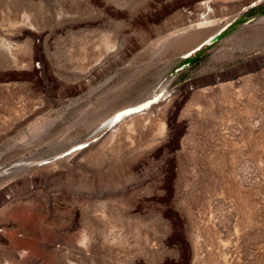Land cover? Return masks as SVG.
I'll list each match as a JSON object with an SVG mask.
<instances>
[{
    "label": "rangeland",
    "instance_id": "374dc122",
    "mask_svg": "<svg viewBox=\"0 0 264 264\" xmlns=\"http://www.w3.org/2000/svg\"><path fill=\"white\" fill-rule=\"evenodd\" d=\"M0 264H264V0H0Z\"/></svg>",
    "mask_w": 264,
    "mask_h": 264
},
{
    "label": "bare ground",
    "instance_id": "6f19581e",
    "mask_svg": "<svg viewBox=\"0 0 264 264\" xmlns=\"http://www.w3.org/2000/svg\"><path fill=\"white\" fill-rule=\"evenodd\" d=\"M229 25V23L224 27V28H226L227 26ZM223 28V29H224ZM219 32H222V31H219ZM218 33V32H217ZM215 35V34H214ZM213 35H210L209 37H207L202 43H200L198 46H196L195 48H197V47H199V46H201L202 44V46H204V44H208V41L210 40V38L212 37ZM194 48V49H195ZM194 49H193V51H194ZM193 51L192 52H190L189 54H191V53H193ZM158 99V98H157ZM154 100L153 102L152 101H147V102H145V103H142V104H140V105H138V106H136V107H133V108H131L130 110H131V112L130 111H123V112H121V113H119L118 115H116L110 122H109V125L110 124H112L113 123V120H119L120 118H122L123 116H125L127 113V115H126V117L127 116H129V115H133V114H136V113H139V112H141V111H143V110H145V109H150L155 103H156V101H158V100ZM160 101V100H159ZM158 101V102H159ZM130 112V113H129ZM117 122V121H116ZM117 125V123L116 124H114L113 126H112V128L113 127H115Z\"/></svg>",
    "mask_w": 264,
    "mask_h": 264
},
{
    "label": "trees",
    "instance_id": "16d2710c",
    "mask_svg": "<svg viewBox=\"0 0 264 264\" xmlns=\"http://www.w3.org/2000/svg\"><path fill=\"white\" fill-rule=\"evenodd\" d=\"M256 9L250 10V12H248V14H246L245 16H243L240 20H236L235 22H233L232 24H230L227 28V30H231L233 29L235 26H237L241 21L245 20L246 18L255 15ZM214 45V44H213ZM213 45H209V46H205V48H201L198 51L195 52V54L193 56H189L188 58L185 59V63H183L182 65H188V64H195L200 57L202 56V54L205 52V50L209 47H212ZM181 65V66H182ZM180 66V67H181ZM179 67V68H180Z\"/></svg>",
    "mask_w": 264,
    "mask_h": 264
},
{
    "label": "water",
    "instance_id": "95a60500",
    "mask_svg": "<svg viewBox=\"0 0 264 264\" xmlns=\"http://www.w3.org/2000/svg\"><path fill=\"white\" fill-rule=\"evenodd\" d=\"M228 27V26H227ZM226 27V28H227ZM225 28V29H226ZM224 29V30H225ZM223 32H218V33H216L215 35H213L211 38H210V40L208 41V44H204V46H209V45H213V44H215V43H217L218 41H220L221 39H222V34ZM203 45V44H202ZM199 46V47H197L194 51H193V53H195L196 51H198L199 49H201L202 47H204V46ZM191 54H189L186 58H188L189 56H190ZM184 67H186V65H182L180 68L182 69V68H184ZM116 121H119V120H113V123L112 124H110L109 126H113L115 123H116ZM83 147H85V145H81V146H78V147H76L75 148V150H79V149H81V148H83Z\"/></svg>",
    "mask_w": 264,
    "mask_h": 264
}]
</instances>
